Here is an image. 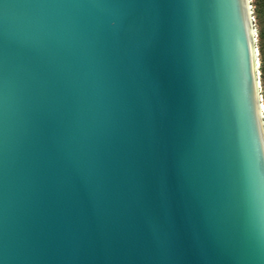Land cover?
Masks as SVG:
<instances>
[{"label": "water", "instance_id": "1", "mask_svg": "<svg viewBox=\"0 0 264 264\" xmlns=\"http://www.w3.org/2000/svg\"><path fill=\"white\" fill-rule=\"evenodd\" d=\"M249 0H0V264H264Z\"/></svg>", "mask_w": 264, "mask_h": 264}, {"label": "rangeland", "instance_id": "2", "mask_svg": "<svg viewBox=\"0 0 264 264\" xmlns=\"http://www.w3.org/2000/svg\"><path fill=\"white\" fill-rule=\"evenodd\" d=\"M251 6V17L255 30V44L257 49L260 96L264 108V0H249ZM264 116V109H263ZM264 123V117H263Z\"/></svg>", "mask_w": 264, "mask_h": 264}, {"label": "bare ground", "instance_id": "3", "mask_svg": "<svg viewBox=\"0 0 264 264\" xmlns=\"http://www.w3.org/2000/svg\"><path fill=\"white\" fill-rule=\"evenodd\" d=\"M249 3H250V1H249ZM249 8H250V13H251V6L249 5ZM251 19H252V17H251ZM252 27H253V23H252ZM253 41H254V55H255V69L257 70V72L256 73H258L259 74V70H258V66H259V63H258V59H257V49H256V44H255V30H254V28H253ZM259 88H260V82H259V86H258V103L261 105V107H262V110H261V113H262V120H263V104H262V102H261V96H260V90H259ZM264 125V124H263Z\"/></svg>", "mask_w": 264, "mask_h": 264}]
</instances>
